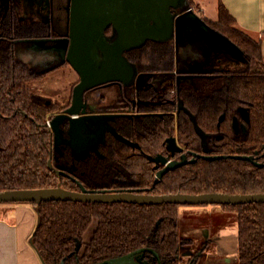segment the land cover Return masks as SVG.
<instances>
[{
  "label": "trees",
  "instance_id": "obj_1",
  "mask_svg": "<svg viewBox=\"0 0 264 264\" xmlns=\"http://www.w3.org/2000/svg\"><path fill=\"white\" fill-rule=\"evenodd\" d=\"M187 2L193 8L192 0ZM219 2V20L204 21L239 46L244 51L246 62L243 67L225 73L223 77L206 78L197 86L182 85L175 101L182 100L209 135L212 154L228 158L212 161L197 159L157 179L162 166L149 161L148 167L149 155L156 157L161 153L170 159L181 160L182 157L193 158L194 153L202 155L204 150L187 113L181 111L178 116L171 114L164 115V118L156 114L153 120H149V137L139 138V143L143 147L145 145L147 153L141 159L133 160L134 168L119 177L121 184L117 185L118 188L130 186L139 188L137 193L152 195L264 193V167L259 168L251 161L230 158L231 155H248L260 163L264 161L262 45L260 41H254L247 33L240 31L234 16L222 1ZM48 28L45 23L19 24L13 16H8L1 28L0 191L57 186L80 191L79 183L99 191L103 189V168L97 166L96 161L85 165L84 161L88 158L74 160L72 154L65 152L68 157L63 162L70 166L74 164L75 167L69 178L58 175L48 165L51 144L46 123L54 117L55 110L36 96L31 86L51 70L40 73L32 70L18 59L17 51L28 40L40 38ZM125 56L136 68L144 67L156 72L174 70L177 63L173 40L148 41L139 48L126 51ZM152 94L148 93L147 97ZM146 107L154 112L166 109L164 103ZM245 107L249 110L250 122H245V133H237L234 131L233 118H240L239 108ZM171 136L177 137L183 149L181 153L171 154L167 150V140ZM103 152L112 156V150ZM85 172L91 176L86 178ZM104 179L106 183H111L114 176L111 174ZM108 187L114 188L116 185ZM117 191L126 192L123 189ZM32 204L37 207L39 224L31 242L44 264H100L140 250L145 252L137 256L146 264H160V261L161 264H180L181 247L192 243V240L180 235L179 216L182 205L175 203L138 205L55 201L42 202L40 206ZM220 206L236 213L239 264H264V203ZM94 221H97V229L85 244L83 237ZM83 246L86 247L81 253ZM154 253L161 257L160 261ZM192 255L190 264H196L200 254L195 252Z\"/></svg>",
  "mask_w": 264,
  "mask_h": 264
},
{
  "label": "water",
  "instance_id": "obj_2",
  "mask_svg": "<svg viewBox=\"0 0 264 264\" xmlns=\"http://www.w3.org/2000/svg\"><path fill=\"white\" fill-rule=\"evenodd\" d=\"M72 23H71V44L66 50L67 60L70 65L79 73L81 82L75 87L74 98L70 107L63 115H56L50 125L55 132V149L61 151L63 145H70L72 153L78 159H82L81 153L94 141L88 140L85 136L76 138L77 142L63 143L61 138L60 124L69 119L73 137L78 133V129L90 128L88 121L95 117L86 115V110L81 111L84 105V92L96 85L110 81L125 82L127 78L134 79L137 73L136 66L125 56L128 50L143 46L147 41L168 42L175 41L176 62L180 64V49L200 53L211 57L213 54H225L237 60L245 61L244 51L235 45L229 38L219 31L210 28L205 21L201 22L194 17L193 8L188 6L187 0H72ZM112 28V36H108L106 31ZM104 29L106 38L104 35ZM29 42H46L44 39L28 40ZM102 52V53H101ZM107 57V61H106ZM178 74H185L187 71L177 69ZM191 73V72H189ZM128 76V77H127ZM127 77V78H126ZM131 80V79H130ZM179 110L188 114L193 122L196 134L200 137L204 152L195 154V158H205L217 160L228 158L225 155L212 154L208 146L209 135L200 127L195 115L186 107L182 100H179ZM83 115L79 117L81 114ZM239 114L246 123L250 122L248 108H239ZM221 119H223L221 117ZM234 129L239 127L237 117L233 118ZM94 122V121H91ZM246 123L242 125L246 131ZM97 125V124H95ZM76 131V132H73ZM124 142L132 144L129 139L122 138L112 129ZM86 138V139H85ZM88 140V141H87ZM97 151V149H93ZM168 151L176 153L182 152L178 146L176 138L168 140ZM89 153V152H88ZM238 160L251 161L258 167L264 163H258L252 156L231 155ZM188 160L182 157L181 160H170L168 157L158 155L149 156L155 163H160L164 167L158 172L157 179H161L168 171L183 167L187 163L196 160ZM49 168L57 173L63 172L61 166L52 167L51 160ZM80 184V191L66 190L60 186L54 188H39L25 190L0 191V204L10 203H35L40 206L42 202L55 201H75L93 203H133L138 205H159L162 203L188 205H244L248 203H264V193L262 194H226V193H203V194H182L173 193L167 195H152L148 193L111 192L107 190H90L85 185ZM145 250L136 251L114 259L106 260L100 264H146L142 262L138 254ZM160 261V256L154 253ZM161 264V261L159 262Z\"/></svg>",
  "mask_w": 264,
  "mask_h": 264
},
{
  "label": "flooded vegetation",
  "instance_id": "obj_3",
  "mask_svg": "<svg viewBox=\"0 0 264 264\" xmlns=\"http://www.w3.org/2000/svg\"><path fill=\"white\" fill-rule=\"evenodd\" d=\"M50 1V4H49ZM53 1L54 0H40L41 5L37 6L35 5L34 11L31 13L32 17H34V14L40 13V16L42 19H34L30 16V18L27 20V18H23V12L24 7L22 4L26 3L25 0H0V35H1V28L3 25V22L5 19L8 18V16L16 17L17 22L24 23L26 25H33L35 23H45L48 25V30H45L44 33H42L38 39H44L47 40L46 44H41L40 42H26L25 44H21L17 51L18 53H35L32 51L35 48L38 49H46L50 44H53L52 48L56 50H59L62 52V55H57L56 60L51 63L50 66L42 67V66H34L22 58L18 59L26 63L30 68L34 71L40 72H47L50 71V73H47L42 79L36 80V82L43 81L48 79V76H51V74L59 73V72H66L71 70L74 71L77 75L76 81L73 83L69 94H67L66 101H60L61 98L55 99V97H48L45 96L39 92L33 93L36 96H39L41 99L45 100L46 105L50 108L54 107V117L56 115H63L66 113L67 108L71 106L73 98H74V90L75 87L81 82V77L79 73L72 67V65L69 64L67 60V52L65 53L62 51V48L64 47L65 50L70 47L71 44V23H72V0H67L68 6H66L67 15H66V21H67V29L64 30V34H59V32L56 30L55 21H54V10H53ZM48 2V4H47ZM23 9V12H22ZM50 30V31H49ZM106 34L108 36H112V28L109 27V29L106 31ZM105 29H104V35L106 38ZM60 39L62 43L56 44L54 40ZM170 41V40H169ZM148 42V41H147ZM174 42V41H173ZM175 44V43H174ZM39 53V52H38ZM102 53V52H101ZM211 62L204 65H198L196 70H198V73L192 72L191 74L186 73L184 76L177 73V63L174 70L169 71H151L149 68H136L137 73L134 76V79L132 81V78L125 79V82L121 81H110L104 84L96 85L93 88L87 89L84 92V105L81 108V111L86 110V115L95 117L93 120L94 122L88 121L87 124H89L90 128L87 129H78V133L75 137H73V133L71 131V124L69 119H65L60 125L62 134L61 138L59 140L63 141V143L68 142H77L76 138H81L82 136H85L90 141H97V140H104L101 143H99L97 151L91 150L87 155L83 156L82 159H78L75 154L72 153V148L70 145H63L61 151H58L55 149V132L50 125V122L52 119L47 120V127L46 129L50 132V160L52 162V167L61 166L63 169V172L57 173L58 175H62L65 178H69L71 176V172H74L75 167L67 165V163L63 162V159L68 157V153L72 154L74 156V160H83L87 159L85 162V165H88V162L90 161H96L97 166L100 168H103L102 174H101V181H102V190L107 191H114L118 192L117 190L123 189L126 192L133 191L137 193L136 191L140 190L135 189L134 187H121L118 188L120 180V176H125L126 174L130 173L131 169L133 167V160L135 158L141 159L145 152V145L143 147V144L141 145L139 143V138L142 137H149V120H153L154 116L158 114L159 118H164L167 115L175 114V116H178L181 111L179 110V102L175 101V97L179 95V89L182 85L185 84H191L194 86H197L200 84V82L204 81L206 78L209 77H215L218 76L223 77L225 73H229L231 71H234L235 69H231L230 66L225 65L224 61H222V56L214 55L211 57ZM107 61V57H106ZM187 69L189 66H185ZM71 69V70H70ZM55 72V73H54ZM145 75V76H143ZM193 76V77H190ZM143 77L144 81L141 82V84H137L138 80ZM131 79V80H130ZM36 82H33L32 84V90L33 85L36 84ZM114 83L117 86V98L115 101L111 102L110 104L107 103V95H97L95 94L96 90L101 87H109V84ZM148 93H154L151 97H147ZM163 104L166 107L165 110L162 111H156L149 110L147 105H151V107L156 106V104ZM174 107H176V110H174ZM184 112V111H183ZM83 113L79 116L81 117ZM165 115V116H164ZM151 116V117H149ZM156 118V119H159ZM235 118V117H234ZM154 119V120H156ZM239 120V127L234 129L237 133L240 131H244L242 128V125L245 124V120L240 116V118H237ZM49 122V125H48ZM97 124V125H95ZM112 129L116 131L117 134H119L122 138L129 139L132 144L126 143L122 141L120 138L116 136V134L113 133ZM76 132V131H73ZM176 138L175 136H171ZM85 138V139H86ZM170 139V138H169ZM168 139V140H169ZM212 139V138H211ZM87 140V141H88ZM168 140L166 144V148L168 150ZM209 138H208V146H209ZM178 146L182 149V147L179 145V142L177 141ZM127 148H131L130 150ZM145 148V149H144ZM203 149V147H202ZM209 149L211 150L210 146ZM112 150V156H108V154L104 153L103 151ZM183 150V149H182ZM67 152V154H65ZM171 154H174L173 152H170ZM198 153L193 154V158L188 159L192 160L194 159V155ZM163 155V154H157ZM152 156V155H149ZM148 156V167L150 165L151 161ZM156 156V157H157ZM165 156V155H163ZM154 157V156H152ZM167 157V156H165ZM203 158V157H202ZM233 158V157H232ZM170 159V158H169ZM197 159L201 158H195ZM49 160V161H50ZM175 160V159H170ZM256 161V160H255ZM258 162V161H256ZM194 163V162H193ZM260 163V162H258ZM261 163H264L261 162ZM260 163V164H261ZM160 164V163H156ZM49 165V163H48ZM158 166V165H157ZM162 168L164 167L161 165ZM258 167V166H257ZM264 167V166H262ZM161 168V169H162ZM261 168V167H259ZM111 170V172L109 171ZM160 169V170H161ZM52 170V169H51ZM159 170V171H160ZM158 171V172H159ZM87 175L84 176V175ZM114 176V179L111 183L105 182V177H108L110 175ZM83 177H90L91 175L89 172H85ZM116 185V187H108L112 185ZM121 184V183H120ZM118 185V186H117ZM122 185H124L122 183ZM108 188V189H107ZM110 189V190H109ZM91 190V189H90ZM146 193V192H145ZM143 194V193H140Z\"/></svg>",
  "mask_w": 264,
  "mask_h": 264
},
{
  "label": "crops",
  "instance_id": "obj_4",
  "mask_svg": "<svg viewBox=\"0 0 264 264\" xmlns=\"http://www.w3.org/2000/svg\"><path fill=\"white\" fill-rule=\"evenodd\" d=\"M213 1L215 2V7H217V13L212 16L207 14L203 6L201 7V12L197 10L199 16L203 18V21L205 18L211 22H217L219 20V2L218 0ZM220 1L223 2L230 14L236 19L238 29L247 33L255 41H260L264 57V0ZM66 6H68V3H66ZM201 13L203 15H201ZM214 55L222 56V61H224L225 65L230 66L231 69H239L243 67L245 63V61L237 60L232 56H226L222 53L213 54L211 57ZM199 57H201V55ZM204 64H206L205 61H201L197 66ZM210 208L215 207L200 208L201 214L204 212H210L208 211ZM220 209L223 213H230L221 208V206ZM231 222L234 225L224 224L215 226L205 224L204 226L198 227V231L202 238L208 243L213 241L215 244V255L213 256H216L217 258L214 259L213 256H210L205 260L204 264H239L238 224H236V221ZM38 224L39 214H37V207L32 203L0 204V264H44L31 242V238L36 231ZM188 230L191 229L189 228ZM186 239L192 240L190 237ZM189 245L182 246L180 249L179 255L181 262H183V256L181 255L182 250L184 247L189 248ZM186 255L185 258L188 259L187 261L193 256L190 252ZM205 256H207V254Z\"/></svg>",
  "mask_w": 264,
  "mask_h": 264
},
{
  "label": "rangeland",
  "instance_id": "obj_5",
  "mask_svg": "<svg viewBox=\"0 0 264 264\" xmlns=\"http://www.w3.org/2000/svg\"><path fill=\"white\" fill-rule=\"evenodd\" d=\"M220 0H218L219 2ZM26 3L22 4L24 7V12L22 9V14L23 18H27V20L32 17L31 13L35 9V5L39 6L41 5L40 0H25ZM67 0H54L53 1V10H54V21H55V26L56 30L59 32V34H64V30L66 28V15L68 8L66 9V3ZM193 2V9H194V17L199 19L201 22L203 21V18L199 16V12L197 10H201V7L203 6L204 9L206 10L207 14L209 16H212L213 14L217 13V7H215V2L213 0H192ZM220 3V2H219ZM218 3V5H219ZM48 4V2H47ZM50 4V1H49ZM219 7V6H218ZM201 12V11H200ZM201 15H203L201 13ZM34 19H42L40 16V13H35ZM207 18H205L206 20ZM252 38V37H251ZM253 39V38H252ZM254 40V39H253ZM56 44L62 43L60 39L54 40ZM255 41V40H254ZM33 43V42H32ZM38 43V42H37ZM42 45L46 44V42H40ZM35 44V43H34ZM53 44H50L46 49L42 48L41 50L38 48L33 49L32 51H36L35 53L28 52L27 53H19L18 57L26 62L34 65V66H42V67H47L50 66L52 62L57 61L56 57L57 55H62V52L59 50L54 51L52 46ZM39 52V53H38ZM180 59L179 62L180 64L178 65L179 69L184 71L189 72H195L197 68V64L201 61H205L206 64L211 62V58H208L207 56L203 55L200 53L201 57L196 56L197 53H192L190 51H185L183 49H180ZM189 66L187 69L185 66ZM71 70V69H70ZM198 73V70H196ZM55 73V72H54ZM189 73V74H191ZM186 74V73H185ZM184 76L183 74H181ZM145 76V75H143ZM193 77V76H190ZM77 75L74 71H62L59 73L51 74V76H48V79L36 82V84L33 85V90L35 93L39 92L45 96H48L50 98L55 97L61 98L62 100L60 101H66L67 94H69V91L73 85V83L76 81ZM144 81V78L141 77L137 84H141V82ZM32 89V86H31ZM95 94L97 95H107V103L110 104L111 102L115 101L117 98V86L114 83L109 84V87H101L96 90ZM104 140H97L94 141L91 144V148H87L84 150L81 155H87L88 152L91 150L95 149L98 147L99 143H101ZM203 207H215V208H210L208 211L210 212H204L201 214L200 208ZM205 210V208H204ZM220 205H208V204H203V205H188V206H181L180 207V218H179V225H180V235L185 238H192V243L189 245V248L184 247L182 250L181 255L183 256V262L180 261V264H190V259L185 258L187 256L186 254L188 252L191 253V255L195 252H198L200 254L199 256V261H197L198 264H204L205 260L208 259V257L215 255V244L213 241L211 243H208L205 241V239L202 238L201 234L199 233L198 227L204 226L205 224H211L215 226L219 225H234L232 224L231 221H236V213H223V211H220ZM237 224V221H236ZM97 227V221H94L92 225L89 227V229L85 232V235L83 237V243H88L91 238L94 235V232L96 231ZM193 227V228H191ZM191 230H188V229ZM187 235V236H186ZM86 246L82 247V252H84ZM207 254V256H205ZM214 259H216V256H213ZM196 263V264H197Z\"/></svg>",
  "mask_w": 264,
  "mask_h": 264
},
{
  "label": "built area",
  "instance_id": "obj_6",
  "mask_svg": "<svg viewBox=\"0 0 264 264\" xmlns=\"http://www.w3.org/2000/svg\"><path fill=\"white\" fill-rule=\"evenodd\" d=\"M48 125H49V122H48Z\"/></svg>",
  "mask_w": 264,
  "mask_h": 264
}]
</instances>
